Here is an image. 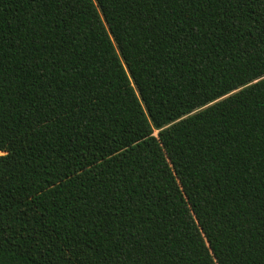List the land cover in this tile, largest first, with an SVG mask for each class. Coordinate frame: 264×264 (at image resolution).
Instances as JSON below:
<instances>
[{"label":"trees","instance_id":"obj_1","mask_svg":"<svg viewBox=\"0 0 264 264\" xmlns=\"http://www.w3.org/2000/svg\"><path fill=\"white\" fill-rule=\"evenodd\" d=\"M102 4L0 0V264H264V0Z\"/></svg>","mask_w":264,"mask_h":264},{"label":"snow or ice","instance_id":"obj_2","mask_svg":"<svg viewBox=\"0 0 264 264\" xmlns=\"http://www.w3.org/2000/svg\"><path fill=\"white\" fill-rule=\"evenodd\" d=\"M100 6L102 7V0H100ZM117 43L118 38H117ZM121 51L123 52V50L121 49ZM131 70V69H129ZM252 75H254L255 77H257V79L253 80L252 76L248 77V81L249 83L245 84L244 81H240L242 87L239 89L233 88V90L231 92H227V89H225V91L227 92V96L221 97L220 100H227L230 97H234L237 94H243V90L244 88H249L251 89V87L254 85H256L257 87L260 86V82L264 81V65H262L261 67H259L258 69H253L252 70ZM143 93H141L142 95ZM220 100H214L212 99L211 96H207L204 97L203 99H199L198 102H193V107L196 109L197 112L203 111L204 109L207 110H211L213 105H217L220 103ZM206 101H210V103H206ZM149 115L151 116V110L149 109ZM169 128L171 127V125L168 126ZM163 133H164V129H161L159 127V123L156 122L155 123V130L154 131H149L148 127L145 125L143 127V130L141 132V137L144 138L145 140H147L148 143H155L156 141L152 139V137H155L156 140H163ZM7 155V153L0 151V156H5ZM195 219L199 220V217L196 216ZM203 228V224L200 225ZM202 235L204 237H206V242L209 244V251H212L214 254V258L217 259V264H222V261H220L218 259V254L215 253V247L212 244V240L209 237V233L208 230L206 228H204Z\"/></svg>","mask_w":264,"mask_h":264}]
</instances>
